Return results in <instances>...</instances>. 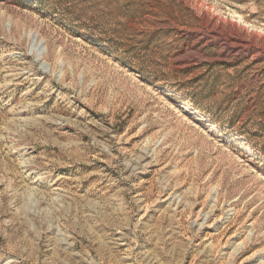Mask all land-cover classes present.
Masks as SVG:
<instances>
[{"label": "rangeland", "instance_id": "374dc122", "mask_svg": "<svg viewBox=\"0 0 264 264\" xmlns=\"http://www.w3.org/2000/svg\"><path fill=\"white\" fill-rule=\"evenodd\" d=\"M0 264H264V0H0Z\"/></svg>", "mask_w": 264, "mask_h": 264}]
</instances>
